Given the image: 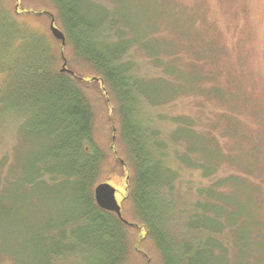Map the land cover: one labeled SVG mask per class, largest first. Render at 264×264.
I'll return each mask as SVG.
<instances>
[{
    "label": "trees",
    "instance_id": "trees-1",
    "mask_svg": "<svg viewBox=\"0 0 264 264\" xmlns=\"http://www.w3.org/2000/svg\"><path fill=\"white\" fill-rule=\"evenodd\" d=\"M50 2L64 47L92 77L55 68L45 42L1 14L0 143L13 130L7 119L17 130L11 132L12 145L0 151V264H66L70 259L124 264L133 229L141 232L139 242L153 243L160 264H261L264 256L254 242L264 239V224L236 213L244 208L239 200L253 189L248 176L235 173H248L239 162V169L234 166L244 147L238 152L234 146L228 156L221 140L212 139L217 130L231 135L230 128L207 122L199 130L191 115L159 111L176 105L184 90L171 92L172 86L183 87V78L163 53L145 47L148 37L125 34L109 7L87 1L85 10L101 15L89 25L78 19L77 0ZM105 24L107 32L98 31ZM91 31L99 33L94 37ZM145 55L153 66L141 59ZM157 80L171 90L163 95L154 85ZM92 89L107 104L115 126L109 156L115 149L123 162L112 157L127 175L122 202L130 204L139 228L95 205L93 189L109 156L95 139V110L87 96ZM51 192L74 195L77 212L37 227L31 219L44 207L43 195ZM13 237L19 241L14 247Z\"/></svg>",
    "mask_w": 264,
    "mask_h": 264
},
{
    "label": "rangeland",
    "instance_id": "rangeland-1",
    "mask_svg": "<svg viewBox=\"0 0 264 264\" xmlns=\"http://www.w3.org/2000/svg\"><path fill=\"white\" fill-rule=\"evenodd\" d=\"M87 1L92 7L102 8L106 5L114 11L119 26L133 39L148 37L145 47L151 52L163 53L162 58L168 59V65L177 73L176 76L183 78V87L172 86L171 92L177 91V88L179 91L184 90L179 94L176 105L172 104V107L166 109L158 108L159 111L173 115H191L198 123L196 128L199 130H203L207 122H216L218 126L230 128L231 135L217 130L212 139L215 144L217 139L221 140L223 151L228 156L234 153V146H237L238 152H241L240 145L244 147L245 153L237 156L234 166L237 167L239 162L247 168L248 173L242 170H236L235 173L248 176L249 179L246 180L250 187L253 186L252 194L245 200H239V205H244V208L236 213L252 218L249 223L263 225L264 0H77V7L80 6L78 19L91 25L98 22L96 15H101L85 10ZM2 13L13 21L17 29L25 30L45 42L49 53L55 57V68H62V56L68 70H78L84 78L92 77L91 70L74 59L71 48H62L60 42L52 37L49 30L50 16L55 18L56 9L50 0H0V24L3 23ZM57 26L55 25L56 28L59 27ZM107 26L109 27L108 24L103 25L98 31L107 32ZM82 31L83 28L79 27V32ZM98 31L91 33H99ZM93 35L96 37V34ZM57 48L61 49L60 54ZM145 57L146 55L141 59ZM143 61L149 67L153 66L148 58ZM152 73L155 74V71ZM89 82L92 83L93 79L90 78ZM163 83V80H157L154 85H159L161 90L165 86ZM167 90L171 89L162 88L163 95ZM212 90L217 91L219 96ZM92 91L93 89L87 90V96L95 110V139L109 156V145L112 146L115 140V126L108 114L107 104ZM221 96L228 100V105L221 101ZM0 120L2 122L3 118ZM10 120L12 119H7L6 123L13 124L16 132L17 125L8 123ZM13 130L3 134L1 153L12 145ZM251 147L253 151L250 155ZM117 149L119 150V146ZM112 157L118 158V162L123 164L114 149V156H109L101 167L99 182L108 183L116 190L115 198L120 206L122 219L139 228L141 224L130 204L122 202L127 175L122 168L120 171L114 165ZM218 176L220 178L222 174ZM73 199L74 195L71 194L51 192L43 195L44 207L31 220L38 227L42 223L60 222L74 216L77 210L72 205ZM140 237L139 229L131 231V253L124 264H160V256L153 243L150 240L139 242ZM14 245H19V241L13 237V247ZM254 245L259 252L261 250V256H264V239L254 242ZM66 264L85 263L80 259H70ZM261 264H264V259Z\"/></svg>",
    "mask_w": 264,
    "mask_h": 264
},
{
    "label": "water",
    "instance_id": "water-1",
    "mask_svg": "<svg viewBox=\"0 0 264 264\" xmlns=\"http://www.w3.org/2000/svg\"><path fill=\"white\" fill-rule=\"evenodd\" d=\"M50 17H51L50 24H49L50 33L52 37L54 38V40L59 41L61 44V47H64L65 37L63 33L58 28L55 27L53 17L52 16ZM61 58H62L63 64H62V68L60 69V71L66 72L72 75V72L66 68L65 60L63 59L62 56ZM115 193H116V190L108 183H100L96 185L95 188L93 189V199H94L95 205L100 210L115 214L118 220L126 223L122 219L121 209L118 204V201L115 198Z\"/></svg>",
    "mask_w": 264,
    "mask_h": 264
}]
</instances>
